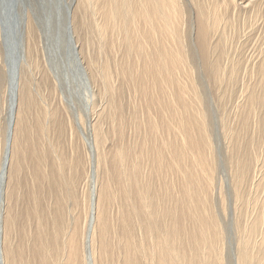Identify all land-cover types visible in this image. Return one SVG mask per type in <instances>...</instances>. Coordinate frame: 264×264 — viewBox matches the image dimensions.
<instances>
[{"label":"bare ground","instance_id":"6f19581e","mask_svg":"<svg viewBox=\"0 0 264 264\" xmlns=\"http://www.w3.org/2000/svg\"><path fill=\"white\" fill-rule=\"evenodd\" d=\"M43 2L70 62L32 9L15 47L0 14V264H225L200 79L220 100L242 84L221 123L235 208L245 205L232 261L264 264V193L246 211L264 165L244 145L264 131V0Z\"/></svg>","mask_w":264,"mask_h":264},{"label":"rangeland","instance_id":"374dc122","mask_svg":"<svg viewBox=\"0 0 264 264\" xmlns=\"http://www.w3.org/2000/svg\"><path fill=\"white\" fill-rule=\"evenodd\" d=\"M42 4H44V2ZM42 4H41V0H0V14L5 13V14H3L2 19L4 20V18H5V20H6L8 18V23H9L8 32H10V34L8 36V41L11 43V45H10V43H8V45H10L11 47H13V45H14V47H15V45L21 46L17 40V39H19L18 32H20L18 30L19 22H20V13H21V11L24 12L26 9H29L30 11L32 9L33 13L38 15L39 20L43 21L44 25H43L42 29H44V27L47 26L51 32L54 31L55 34L54 35L51 34V35L53 37H55L54 38L55 40L56 39L58 40L57 46L59 44L60 52H63V50H64V60L70 62L71 59L68 56V47L66 44L67 43V36L61 30L57 31V24L55 25V23H54V25H53L54 21H53V17L51 15V9H50L51 3L49 2L48 5L44 4L48 7L46 11H45V9H43L44 6ZM6 7H7V11H6ZM5 20H4V22L7 23V21H5ZM263 30H264V27L262 28L261 32H263ZM20 39H22V38L20 37ZM54 43H55V41H54ZM55 46H56V44H55ZM18 50H21V47L18 48ZM0 52H1V49H0ZM60 52H58V55L55 58H59V57L61 58L62 57V54H60ZM7 55H8V58L5 55L6 60L10 61V62L12 61L13 62L12 65H15L16 63L17 64L20 63V60H21V59H19L20 54L16 53L15 56L10 55V57H9V53ZM29 72L31 74V78L34 79L36 77V75H35L36 71L34 69V66L30 67ZM6 74L9 75L8 71L6 72ZM12 74L13 73L10 74V78H12ZM32 74H34V75H32ZM199 81L201 84V91L203 94L202 96H203V99L205 102V107H206L207 114H208V119H209V124H210V126H209L210 133L211 132L214 133V134H211L213 146L215 145L214 149L216 150V152L214 150V155L217 153L215 156V158H217V159H215L216 168H215V172H214L215 175H214V183H213V188H214L213 189V195H214L213 196V202H214L215 210L217 211V213L219 215L218 217H219V219L222 223V226H223V233H224L223 242L225 243L223 245V255L225 256L224 260L226 259L225 264H234L232 261L233 260L232 248L234 247V249H235L234 245L236 244V241H235L236 240V231H235L234 219H236L237 215L240 214V208L242 211L245 210V205L239 206V204H238L239 208H235L236 206H235L234 197H233L232 189H231V185H230L229 168H227L229 166H228V162L226 161V152H225L224 140H223L222 131H221V123H223L225 121H229L231 119V114H232L233 108L237 102L239 93L241 91V85L242 84L239 82V83L234 84L233 86L231 85V88L225 89V98H222L220 100V97L218 96L219 92L216 88V86H217L216 84H214L212 82L207 83L204 79H200ZM3 82H4V86L7 88V80H6L5 76L3 78ZM34 83L35 82L33 80V84ZM42 89H41V91L43 94V93H45L46 90L45 89L42 90ZM0 90L3 91V86H1V85H0ZM7 94H8V89L5 92V96H4V103H3L4 104V111H2V113L0 115V122L2 124V131L4 130L5 120L7 117V115H6L7 109H8L7 108V100H6ZM228 98H230V99H228ZM260 112H261V115L263 116L264 115V105H263V108L261 109ZM259 114L260 113L258 111L257 116ZM255 132H253V130H251V129L249 130V132L247 134V137H248L247 140L248 141L245 142L244 145H246V146L248 145L249 149H251V150H252V148L255 149L254 152H257L256 150H259L257 152V154L259 153L258 157L260 156L261 158L259 157L260 160L258 159V161L256 160V162H258L259 165L262 167L264 165V155H262V154H264V143H262L264 140L263 139L261 140L260 137L264 136V131L262 133H258V134H257V131H255ZM260 140H261V144L259 143ZM107 144H110V140L107 141ZM252 144H253V146H252ZM261 146H262V148H261ZM222 148H223V150H222ZM217 151H219V152H217ZM257 166H258V164H257ZM260 166H258V167H260ZM259 173L260 172H257L256 173L257 177L255 176L254 178H252V180H250V182H255V183L251 184L249 182L246 185L247 189H250L253 191L252 196L250 197L251 198L250 202L247 203V205H249V206L246 207V211L250 210L251 207L253 206L254 196H260L264 193V186L263 187L261 186V187L256 189V186H257L256 181H258V179L261 178L260 174L264 175L263 172H261L260 174ZM221 182L224 183L223 184V192L225 191L224 195L226 198V216H225V218H224V214H222L223 211L220 207V200H219V191L218 190H219V185ZM251 185H252V187H251ZM227 208H229V210ZM234 216H235V218H234ZM240 216H241V214H240ZM223 222H225V223H223ZM225 236H226V238H225ZM224 246H227L226 248H228V249L224 248Z\"/></svg>","mask_w":264,"mask_h":264}]
</instances>
